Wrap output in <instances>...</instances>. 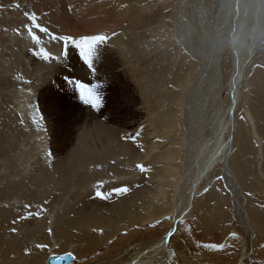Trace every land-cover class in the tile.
<instances>
[{"label": "rangeland", "instance_id": "obj_1", "mask_svg": "<svg viewBox=\"0 0 264 264\" xmlns=\"http://www.w3.org/2000/svg\"><path fill=\"white\" fill-rule=\"evenodd\" d=\"M231 1L0 0V222L3 221L0 252L7 250L9 244L15 246V252L21 248L18 255L21 258L8 256L6 252L0 254V264H33L34 260L47 264L51 255L61 258L69 253L74 257L72 264H103L107 258L116 260L118 254L142 244L143 250L147 251L150 245L160 242L174 230V220L186 206L185 191L191 188L208 154L214 149L215 138L220 135L217 117L211 114L218 107L216 101H212L216 74L222 88L221 101L226 106L230 102L228 94L233 74L228 45L233 23ZM178 4L182 6L177 8ZM253 5L246 9V20L249 21H245L242 35L247 37V46L254 42L256 49L253 47V57L246 62L239 83L241 105L236 114L235 146L230 164L238 189L247 198L248 217L255 229L250 257L245 264H264V10ZM102 12L111 14L113 19L104 18L109 26L104 29L100 26L102 28L93 32L94 35L65 31L68 26L60 21L64 17L77 26L84 25L87 31L91 26L88 28L86 21L88 24L90 20L98 22L102 19ZM26 13H35L37 23L49 30L45 34L33 28L38 42L28 34L26 26L31 21ZM179 13L181 18L186 17V40L183 39L186 46L179 37L178 23L183 20H179ZM205 30L209 34L205 35ZM217 30L221 37H216ZM97 35L104 36L105 40L95 44L90 68L76 45L83 37ZM61 36L73 38L68 42L67 55L64 54V41L53 39ZM216 42H220L219 46ZM221 42L226 46L223 49ZM202 45H209L208 54H203L206 58L221 50L217 57L218 71L214 66L201 74L207 65L201 56ZM106 46L114 48L115 71L100 69L107 56ZM44 53L49 54L47 59ZM112 72L118 73L113 75ZM122 74H128L124 82L129 88H123ZM81 83L87 88L82 90ZM196 91H199V105L198 99L195 100ZM29 92L31 94L25 98ZM186 94H191L190 98ZM134 98L136 105L130 104ZM188 101L196 105L195 109ZM187 102L194 111L186 108ZM92 103L97 106L93 107ZM28 107L31 109L25 110ZM195 111L198 117L193 115ZM110 120H114L115 125L125 127L130 123L133 126L119 139L134 144L138 152H132V157L123 156L88 169L85 167L74 185L58 189L54 184L55 176L59 179L55 172L57 161L81 149L86 138L94 142L106 140L103 131L110 126ZM199 121L204 122L201 128ZM228 133L225 139L230 136ZM143 134L149 136L150 144L153 142L148 148L150 152L145 149L147 143L141 139L146 136ZM105 145L98 147L96 156L101 157L103 151L116 144L110 143L109 149H106L109 145ZM96 156L94 153L92 159ZM137 165H143L145 170L140 171ZM159 172L162 177L158 176ZM152 176H155L154 180ZM209 181L200 186L192 216L182 221L179 231L172 236L170 249L175 251V258H179V247L185 246L194 264H238L243 248L232 235L237 232L244 236L246 231L222 163L216 166ZM147 185L156 189L159 185L164 186V194L168 189L167 195L158 197L155 208L149 209L151 216L148 220L99 234L91 231L89 237L60 227L68 204L74 208L73 203L79 204L87 196L96 199L97 191L104 199L114 200L121 193L117 189L127 187L126 195L129 196L136 188ZM63 189L72 195L68 204L66 200L52 204L56 196L62 195ZM35 222L41 223L40 229L34 228ZM38 244L46 247L39 249ZM169 262L174 263L173 260Z\"/></svg>", "mask_w": 264, "mask_h": 264}, {"label": "bare ground", "instance_id": "obj_2", "mask_svg": "<svg viewBox=\"0 0 264 264\" xmlns=\"http://www.w3.org/2000/svg\"><path fill=\"white\" fill-rule=\"evenodd\" d=\"M73 1V0H72ZM97 1V0H96ZM101 1V0H100ZM114 1V0H113ZM134 1V0H133ZM138 1V0H137ZM183 1V0H180ZM199 1H203V0H199ZM6 2V1H5ZM99 2V1H98ZM97 2V4H98ZM104 1H102L103 3ZM9 3V2H8ZM124 3V2H123ZM137 3V2H136ZM96 4V3H95ZM101 4V3H100ZM107 4V3H105ZM104 4V5H105ZM201 4V2H200ZM250 4H255L257 6H260L262 11L264 10V0H232L231 1V5L233 6L232 9V20L233 23H231V27H230V31H229V51H230V55L232 57L233 60V74H232V80L230 81V90H229V105L226 106V103H224V101H221V92H222V88L221 85L218 83V74H216L215 76V98L212 99L213 102L216 101V105L218 106L216 108V110H212L214 111L213 113H211L214 117L216 116L217 118V123L219 124V129L217 131H220V135L218 134L216 141V144L214 146V149L212 151V153L208 154V158L206 159V161L204 162V165L202 166V168L199 170L198 174L195 177V180H193V183L191 185V188H188L185 192L187 194L186 196V206L185 208H183V210L180 211V213H178V215L176 216L175 220H174V225L177 228V232L179 231L180 225L182 224L183 220L186 219H190V217L192 216V210L194 209V203L196 201L197 195L200 193V186L203 184L204 181H209L210 175L211 173L216 169V166H218L219 164H223V168H224V172H225V178L228 182V187H230L229 189H231V192L234 196L235 199V203H236V209H237V213L241 219V222L244 224L245 226V235H240L237 232L234 233L232 235V237L237 238L238 241L242 244V248H243V253H242V257L239 261L238 264H245L249 257H250V247L253 244L254 241V236H255V229L254 227L251 225L250 219L248 217V212L246 209V200L247 198L242 195L240 193V190L238 189V183H237V178L235 176V173L233 171V169L231 168V164H230V160H231V156H232V152L235 146V138H234V130L236 129V123H237V117L236 114L238 113V110L240 108L241 105V91L239 88V83L240 81H242V74L245 70V64L246 62L250 59V57L254 54V49L255 45L254 42L251 46H247L246 44V36H243V29L245 24V21H249L246 20V9L248 8V6ZM253 5V7L255 6ZM119 6V5H118ZM149 6V5H148ZM180 6H182L181 4H178L177 8H179ZM114 7V6H113ZM147 7V6H146ZM259 7V8H260ZM250 8V7H249ZM252 8V7H251ZM183 9V8H182ZM249 10V9H248ZM254 11V9H253ZM256 11V10H255ZM260 11V9H259ZM251 12V11H250ZM264 12V11H263ZM98 13H100L98 11ZM103 13V12H102ZM107 12H105V14H101L102 19H98L94 21L90 20V23L88 24L89 21L87 22V27L89 28L90 26V30L86 31V27L83 25L77 26V24H75L74 22H72L71 20H67L66 18H62L60 19V21L62 23H64L66 26V30H70L71 32H77L76 34L79 35L78 31H81V33L84 34H91L94 35L93 32H97L98 29L102 28L104 29V27L106 28L107 21H105L104 18L109 19L112 18L111 14H106ZM249 13V12H248ZM253 13V12H252ZM128 14V13H127ZM137 14V13H136ZM183 14V13H182ZM259 14V12H258ZM225 15V14H224ZM263 15V13H262ZM98 16V15H97ZM119 16V15H118ZM131 16V15H129ZM183 16V15H182ZM257 16V15H256ZM255 16V17H256ZM259 16V15H258ZM137 17V15H136ZM179 20L183 19L182 21H180L178 24L180 25V29H179V37L182 38L180 39L181 42L183 43L184 46H186V41H183L185 34H186V23H185V18H181V14L179 13ZM254 17V18H255ZM262 17V16H261ZM264 18V17H263ZM113 19V18H112ZM249 19V16H248ZM253 19V17H252ZM259 19V17H258ZM135 20V19H134ZM256 20V18H255ZM264 20V19H263ZM261 21V20H260ZM115 22V21H114ZM259 22V20H258ZM104 23H106L105 25H103ZM118 23V22H117ZM260 23V22H259ZM167 24V23H166ZM233 24V25H232ZM258 24V23H257ZM115 25V24H113ZM112 25V26H113ZM117 25V24H116ZM133 25V24H132ZM131 25V26H132ZM249 25V24H248ZM102 26V27H100ZM185 26V27H184ZM257 26V25H256ZM255 26V27H256ZM100 27V28H99ZM246 27V26H245ZM258 27V26H257ZM255 30V29H254ZM245 31V29H244ZM167 32V31H166ZM217 35L216 37H221V35H219L218 30L216 31ZM258 32V31H255ZM209 34V31L205 30V35ZM247 34V33H246ZM73 35V34H72ZM71 35V36H72ZM253 35V34H252ZM74 36V35H73ZM167 36V35H166ZM215 36V35H214ZM248 36V35H247ZM137 37V36H136ZM246 37V38H245ZM251 37V36H250ZM249 37V38H250ZM134 38V37H133ZM167 38V37H166ZM252 38V37H251ZM204 39V38H203ZM253 39V38H252ZM186 40V39H184ZM257 40V39H256ZM107 41V40H106ZM260 41V40H257ZM222 42H224L222 40ZM221 42V49L224 48V44ZM217 45L219 46L220 42H216ZM252 43V42H251ZM258 43V42H257ZM137 44V43H136ZM260 44V43H259ZM261 45V44H260ZM3 47V46H1ZM209 45L205 46L202 45L201 46V56L203 59H206V67L202 68V72L201 74L204 72V70L210 69L212 67H214V69H217L218 71V62H217V57H219V54L221 53V50L219 51V53H215L213 56H209V58H206L203 56V54L206 52L208 54V50ZM226 47V46H225ZM245 51L243 50V48H245ZM114 48H112L111 46H106V57L103 58V63L101 64V70L105 68V71H109L111 72L112 70L115 71V66H116V62H115V55L113 54V50ZM118 49V48H117ZM256 49V48H255ZM125 50V48H124ZM134 51V49H132ZM116 51V50H115ZM138 51V50H137ZM217 54V55H216ZM253 57V56H252ZM251 57V58H252ZM195 59L199 60L201 59L200 55H199V59L197 58V56L194 57ZM165 59V58H164ZM5 60V59H4ZM101 60V59H100ZM168 60V59H167ZM211 61H214V63H211ZM216 61V63H215ZM3 62V61H2ZM120 63V62H119ZM99 64V65H100ZM204 64V63H203ZM211 64V65H209ZM6 66V65H5ZM4 66V68H6ZM7 70V69H5ZM60 70V69H59ZM125 71V70H124ZM103 72V71H102ZM107 73V72H105ZM113 75L115 72H112ZM118 73V72H117ZM115 73V74H117ZM125 73V72H124ZM83 74V73H82ZM104 74V73H103ZM46 75V74H45ZM61 75V74H60ZM109 75V74H108ZM128 74H122V80L121 82H123V88H129L127 87L128 84L127 81L128 76H126ZM12 76V75H11ZM116 76V75H115ZM61 78V77H60ZM120 78V77H119ZM8 80V79H7ZM19 80V78H18ZM45 80V79H44ZM11 81V80H10ZM15 82V81H14ZM46 81H44L45 83ZM195 82V81H194ZM130 83V82H129ZM27 84V83H26ZM16 85V84H15ZM21 85V84H20ZM7 86V85H6ZM10 86V85H9ZM197 87V86H196ZM132 88V87H131ZM235 88V89H234ZM195 89V88H194ZM192 90V89H191ZM189 91L188 93H192L193 91ZM197 90V89H196ZM50 91V90H49ZM195 91V90H194ZM8 93V92H7ZM13 93V92H12ZM194 93V92H193ZM192 93V94H193ZM197 98H195V100L198 99L199 102V91H196ZM11 94V93H10ZM18 94V93H17ZM31 92H29L26 96L28 97V95H30ZM44 96H46V93H43ZM49 94V93H48ZM50 95V94H49ZM188 98H190L189 96L191 94H186ZM194 95V94H193ZM57 96V95H56ZM193 97V96H192ZM31 98V97H30ZM194 98V97H193ZM45 99V98H43ZM104 99V98H103ZM22 100V99H21ZM162 101V100H161ZM27 102V101H26ZM131 102V103H130ZM130 104H134L136 105V98L130 100ZM189 102V101H188ZM187 102V103H188ZM197 102V101H195ZM47 103V102H46ZM183 103V102H182ZM190 103V102H189ZM189 103L188 106L186 104V108L189 107ZM48 104V103H47ZM51 104V103H50ZM50 104L48 106H50ZM119 104V102H118ZM192 102L190 103V106H194L191 105ZM196 104V103H195ZM200 104V102L198 103V105ZM52 105V104H51ZM114 105V104H113ZM115 106V105H114ZM201 106V105H200ZM196 105L193 107L195 109ZM215 107V106H214ZM54 108V107H53ZM115 108V107H114ZM123 108V107H121ZM191 109V107H189ZM188 108V109H189ZM192 108V109H193ZM198 108V107H197ZM200 108V107H199ZM198 108V109H199ZM23 109V108H22ZM31 109V107L25 108V110H29ZM50 109V108H49ZM59 109V108H58ZM189 109V110H190ZM191 109V110H192ZM193 109V111H194ZM213 109V108H212ZM20 110V109H19ZM117 110V109H116ZM138 110V109H136ZM173 110V109H172ZM190 110V111H191ZM56 111V110H55ZM58 111V110H57ZM139 111V110H138ZM186 111V110H185ZM189 111V112H190ZM192 111V112H193ZM199 112L200 109L198 110ZM208 111V110H206ZM19 112V111H18ZM24 112V110H23ZM32 112V111H31ZM188 112V111H187ZM191 112V113H192ZM196 113H194L193 115H197V111H195ZM210 112V111H209ZM20 113V112H19ZM33 113V112H32ZM121 113V112H120ZM137 113V112H136ZM202 113H200L199 115H201ZM215 114V115H214ZM14 115V114H13ZM114 115V114H113ZM139 115V114H138ZM188 115V113H187ZM192 115V114H191ZM118 116V115H117ZM137 116V115H136ZM135 116V117H136ZM108 119V116H106ZM115 117V116H113ZM138 117V116H137ZM196 117V116H195ZM198 117V115H197ZM201 117V116H199ZM36 118V117H34ZM22 119V117L20 118ZM110 119H112V117H110ZM131 119V118H130ZM186 119V118H185ZM190 119V117H189ZM193 119V118H192ZM208 119V118H207ZM211 119V118H210ZM209 119V120H210ZM40 120V119H39ZM121 120V119H120ZM196 120V119H195ZM201 120V119H200ZM206 120V119H205ZM204 120V121H205ZM213 120V118H212ZM42 121V120H41ZM122 121V120H121ZM125 121V120H124ZM130 121V120H128ZM127 121V122H128ZM183 121V120H182ZM188 121V119H187ZM203 121V119H202ZM202 121L200 124H197L198 126L200 125L203 126ZM215 121V120H214ZM212 121V122H214ZM50 122V121H49ZM106 122V121H105ZM105 122H102V124ZM133 122V121H132ZM198 122V123H199ZM216 122V121H215ZM239 122V121H238ZM73 123V122H72ZM185 123V122H184ZM193 123V121H192ZM108 124H110L109 127L104 129V134L106 135V140H98V141H93L91 140V138H86L85 140H83V144L81 149L77 150V152L75 153H68L66 154V158L57 161V163L59 162V164L55 165V172L57 174V178L55 176L54 179V184H56V187H58V189L62 188V187H66V188H70L72 185H74L80 178L81 175L80 174L83 169H85V167H87L86 169H88V167L96 165V164H103L109 162L111 159L114 158H120L123 156L126 157H132V152L137 153L138 151L136 150V147H134V144L130 145V143H124L122 142L121 139H119L121 136H123L124 133H127L128 130L132 129L133 126H131V124H127L125 127L121 126L122 124H118L116 123V125L114 124V120H110L108 122ZM134 123H132L133 125ZM205 124H207L205 122ZM212 124V123H211ZM101 125V124H100ZM217 125V124H216ZM238 125V124H237ZM189 126V125H188ZM205 126V125H204ZM102 127V125H101ZM193 127V125H192ZM246 127V126H245ZM100 128V127H99ZM158 128V127H157ZM199 129V128H197ZM204 129V128H203ZM230 130V133H228V131ZM150 130V129H149ZM40 131V130H39ZM142 131V130H141ZM144 131V130H143ZM151 131V130H150ZM149 131V132H150ZM203 131V130H202ZM148 132V131H147ZM146 132V133H147ZM201 132V131H199ZM143 133V132H142ZM230 134L229 137H226L225 139V134ZM148 134V133H147ZM20 135V134H19ZM88 135V134H87ZM85 135V136H87ZM126 135V134H125ZM146 134H143V136H145ZM150 135V134H148ZM146 135L145 137L141 138L143 139L144 143H147L145 145V149L147 150L149 147H151L152 143L150 144V141L148 140L149 136ZM255 135V134H254ZM94 136V135H93ZM92 136V137H93ZM89 137V135H88ZM191 137V136H190ZM198 137V136H197ZM255 137V136H254ZM56 138V137H55ZM154 138V137H153ZM121 140V141H120ZM140 140V139H139ZM186 140V139H185ZM209 140V139H208ZM214 140V138L212 139ZM119 141V143L117 144L116 142ZM211 141V140H210ZM209 141V142H210ZM142 142V143H143ZM110 143L112 144H116L113 148H110ZM140 143V142H139ZM214 143V142H213ZM106 144V145H105ZM211 144V143H210ZM208 144V145H210ZM84 145V146H83ZM101 145H109V147H106V149L110 148V150L107 151H103V153H101V157L96 156L98 153V147H100ZM87 146V147H85ZM194 146V145H193ZM203 146V145H202ZM205 146V145H204ZM212 146V145H211ZM79 147V144H78ZM191 147V146H190ZM200 147V146H199ZM210 147V146H209ZM208 147V148H209ZM135 148V149H133ZM202 148V147H201ZM207 148V149H208ZM105 149V150H106ZM139 149V148H138ZM150 149V148H149ZM148 149V152H150V150ZM205 149V148H204ZM206 149V150H207ZM94 150V151H93ZM203 150V149H202ZM60 151V150H59ZM128 151H130V154L128 153ZM153 151V150H151ZM204 151V150H203ZM202 151V152H203ZM62 152V151H61ZM95 153V159H92ZM204 153V152H203ZM194 154V153H193ZM35 155V154H34ZM71 155V156H70ZM206 155V154H205ZM139 157V155H137ZM136 156V157H137ZM167 156V155H166ZM201 156V155H199ZM197 156V157H199ZM33 158V157H32ZM135 158V156H134ZM140 158V157H139ZM144 158V157H143ZM92 159V160H91ZM130 159V158H129ZM199 159V158H198ZM197 159V160H198ZM91 160V161H90ZM117 160V159H116ZM114 160V161H116ZM128 160V159H127ZM137 160V159H136ZM135 160V161H136ZM140 160V159H139ZM168 160V159H167ZM196 160V161H197ZM91 163H88V162ZM85 163V164H84ZM88 163V164H87ZM194 164V163H193ZM195 165V164H194ZM192 165V167L194 166ZM191 166V165H190ZM190 167V168H192ZM201 167V166H200ZM199 168V167H198ZM156 169V167H155ZM158 169V168H157ZM159 170V169H158ZM87 171V170H86ZM190 172V170H188ZM80 172V173H79ZM248 172V171H247ZM156 174V173H155ZM166 174V173H165ZM228 174L232 175L233 178L236 179V181H233L230 179V177L228 176ZM168 175V174H167ZM186 175V174H185ZM158 176L162 177V174H160V172L158 173ZM184 176V175H183ZM155 176H152V178ZM187 177V176H186ZM151 178V179H152ZM185 178V177H184ZM157 179V178H156ZM163 179H165L163 177ZM194 179V178H193ZM239 179V178H238ZM154 180V178H153ZM187 180V179H186ZM155 183V181H153ZM167 182V181H165ZM184 182V181H183ZM152 183V184H154ZM169 183V182H168ZM145 184V183H144ZM187 184V183H186ZM162 185V184H161ZM159 185L158 189H156V187H154L153 185H147L145 187H143L141 189L136 188L135 190H133V192L130 193L129 196L126 195V193H119V196L114 198V200H109V199H104L103 197H97L96 199L92 196H87L85 198V194L81 203H73V207L72 205L68 204V200L71 199L72 195H69L67 189H63L62 190V195H58L56 196L53 201L51 202L52 204H59L61 203L63 200H66L67 204L69 205V208L67 210L64 211V215H63V219L62 222L63 224H60L62 226L63 229L66 228H70L73 231L81 234L84 236V234H86L88 237L90 236V232L94 231L97 232L98 234L101 233V231H105L107 232L108 230H113L114 228H119L122 225H129L130 224H136L140 221H144L145 219L148 220L150 218V214H149V209L155 208L154 206L156 205L155 202L156 200H158V197L160 196H165L166 192H168V189H165V194L163 193V188L164 186ZM167 187V185H166ZM170 188V187H169ZM240 188V187H239ZM163 189V190H162ZM55 192H57L55 189L53 190ZM80 196V194H78ZM87 195V194H86ZM89 195V194H88ZM167 195V194H166ZM76 196V195H75ZM80 197V198H81ZM99 198V199H98ZM81 200V199H80ZM72 203V202H71ZM179 204V203H178ZM179 209V208H178ZM178 211V210H177ZM72 212V214L70 213ZM143 212V213H142ZM175 212V211H174ZM179 212V211H178ZM166 214V213H165ZM158 219V218H157ZM34 220V219H32ZM146 222V221H145ZM3 221L0 222V227L2 225ZM239 223V222H238ZM30 224V223H29ZM28 225V223L26 224ZM40 225L41 223L39 222H35L34 223V228L36 229H40ZM29 226V225H28ZM243 226V225H242ZM244 228V227H243ZM174 229V228H173ZM7 230H5L6 232ZM29 231V230H28ZM120 231V230H119ZM173 231V230H172ZM177 232L174 234L176 235ZM170 234V233H169ZM169 234L166 235L164 238H162V240L160 242L157 243H153L152 245H150V249L149 250H143V244L135 247V248H129V250H127L126 252H124V254H118L117 259L113 260L112 258L110 259H106L105 262H103V264H125L127 261H129L127 264H171L169 262V260H173V262L175 263L176 261L179 262V264H194V259L192 256H190L188 250L184 247H179V258H175V251H172L170 249V244L172 241L173 237H169ZM26 235V234H25ZM19 237V235H18ZM35 239V237H34ZM3 240L2 235L0 234V241ZM15 241V240H14ZM3 242V241H2ZM1 242V243H2ZM20 242V241H19ZM14 244V243H13ZM16 244V243H15ZM14 244V245H15ZM21 245V244H20ZM8 249L7 250H3L2 252H0V254H3L6 252H8V256L10 255H14L16 257V259L21 258L20 256L18 257V255H20V246H18L20 248V250H16L15 246H11L10 244L8 245ZM17 247V248H18ZM18 248V249H19ZM24 248H22L23 250ZM144 251V252H142ZM253 252V250H252ZM15 253V254H14ZM4 254V257H5ZM135 255V256H134ZM51 256H54L51 255ZM50 256V257H51ZM119 257V258H118ZM174 257V258H172ZM130 258V259H129ZM49 259V258H48ZM6 262V260H4ZM48 262V261H47ZM172 262V263H173ZM198 262V261H197ZM33 264H39L38 260H34L32 262ZM173 263V264H174ZM249 263V262H248ZM251 263V262H250ZM41 264V263H40Z\"/></svg>", "mask_w": 264, "mask_h": 264}, {"label": "snow or ice", "instance_id": "obj_3", "mask_svg": "<svg viewBox=\"0 0 264 264\" xmlns=\"http://www.w3.org/2000/svg\"><path fill=\"white\" fill-rule=\"evenodd\" d=\"M25 15L31 21V24L26 26L28 34L32 37V39L34 41L38 42L39 38L34 34L33 28L39 29L40 32H43L45 34H48L49 30L47 28H45V27H42L39 23H37V16H36L35 13H32V14H27L26 13ZM53 39H59V40L64 41V44H65V53L64 54L67 55L68 42L71 41L73 38L70 37V36H61V37H53ZM104 40H105V37L104 36H100V35L92 36V37H83L81 39V43L76 45V47H79L81 49V53L80 54L86 60V62L88 63L90 68L92 67L91 57H92L93 52H94L95 44L98 43V42H103ZM44 57H45V59H47L49 57V54L48 53H44ZM79 87L82 90L87 88V86L84 85L83 83H81L79 85ZM82 95H83V91H82ZM91 96H92V94H91V92H89V97H91ZM86 102H90V101L86 100ZM92 106L96 107L97 105L95 103H92ZM49 155H50V153H49ZM137 167L142 172L145 170L143 165H137ZM218 179H222V177H218ZM128 190L129 189L127 187H123V188L117 189V191H119L121 193H127ZM102 195L103 194L101 192H99V191L96 192V196L97 197H101ZM49 232H51V230H49ZM36 247L39 248V249H43V248L46 247V245L38 244V245H36ZM70 257H71V253L67 254V256H65V257H62L61 260L67 259V258H70ZM52 259H56V258L53 257ZM57 264H60V262L57 261Z\"/></svg>", "mask_w": 264, "mask_h": 264}, {"label": "water", "instance_id": "obj_4", "mask_svg": "<svg viewBox=\"0 0 264 264\" xmlns=\"http://www.w3.org/2000/svg\"><path fill=\"white\" fill-rule=\"evenodd\" d=\"M228 176L230 177L231 180L236 181V179L233 178L232 175L228 174ZM176 232H177V228L175 227L174 230L169 234V237H172ZM65 256H67V255H64L62 257H65ZM53 257H55L56 259H52ZM61 258L60 257H57V256H51L48 259L47 264H57V261H59L60 264H72L74 262V257L72 255H71L70 258H67V259L61 260Z\"/></svg>", "mask_w": 264, "mask_h": 264}]
</instances>
